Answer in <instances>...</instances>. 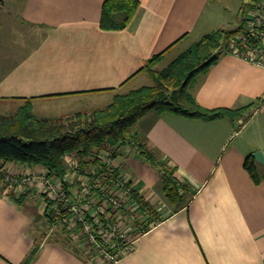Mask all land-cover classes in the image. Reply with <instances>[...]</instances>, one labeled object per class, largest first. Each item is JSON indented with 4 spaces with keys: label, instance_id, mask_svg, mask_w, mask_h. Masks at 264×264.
I'll return each instance as SVG.
<instances>
[{
    "label": "crops",
    "instance_id": "obj_1",
    "mask_svg": "<svg viewBox=\"0 0 264 264\" xmlns=\"http://www.w3.org/2000/svg\"><path fill=\"white\" fill-rule=\"evenodd\" d=\"M104 1L11 0L7 8L3 0L0 103L30 99L35 107L48 100L114 93L128 84L130 89L147 85L142 83L146 78L137 79L146 75L140 69L148 59L163 51L165 58L175 49L176 57L207 33L242 27L246 2L139 0L125 28L104 30ZM231 16L239 25L226 27ZM222 17L225 21H218ZM191 92L208 109L255 103L234 121L150 111L135 122L133 132L160 160L176 166L175 174L193 195L176 208L166 197L158 168L147 161L148 166L134 163L136 148L122 147L114 164L131 182L133 202L151 213L136 229L132 250L114 264H264V179L256 183L245 168L248 156L264 152V68L224 52ZM36 195L33 191L17 203L0 190V264H22L34 237L39 250L29 264H101L60 240L41 238L39 230L36 235L33 228L43 213L33 205ZM146 224L148 229L140 231Z\"/></svg>",
    "mask_w": 264,
    "mask_h": 264
},
{
    "label": "trees",
    "instance_id": "obj_2",
    "mask_svg": "<svg viewBox=\"0 0 264 264\" xmlns=\"http://www.w3.org/2000/svg\"><path fill=\"white\" fill-rule=\"evenodd\" d=\"M2 3L3 0H0V6ZM138 7L139 0H105L102 5L100 27L104 30L125 28ZM240 28L217 29L203 35L162 68H158L157 64L163 59L164 51L155 54L140 69L152 83L124 93H116L113 100L103 107L64 116H39L31 111V100L26 99L14 113L0 112V160L5 164L23 167L42 165L50 175L62 178L67 172L63 156L70 154L77 157L81 172L95 166L102 176L109 174L108 177L115 178L119 169L115 166L114 160L122 147L132 145L145 161L158 168L166 197L171 204L176 208L187 205L193 194L189 192L186 182L175 174L176 166L160 160L157 152L150 149L146 141L134 133L132 128L138 119L150 111L157 114L173 112L186 117H202L209 120L227 117L234 121L242 117L255 102L236 109H208L201 106L191 92V87L197 82L198 77L217 62L219 56L224 53L226 41ZM260 102L264 103V97ZM100 154H107L113 161L112 166L100 161L97 158ZM245 168L256 183L264 179V172L260 170L252 156L247 157ZM68 193L71 194V191ZM7 195L17 203H22L28 197L25 193L17 194L13 191ZM132 198H136L134 191ZM53 204L49 202L40 219H37L49 227L60 226L59 233L50 235L48 239L60 240L77 255L96 262L94 255L96 250L92 244L70 236L66 217L58 215L52 207ZM140 210L144 216L148 214L147 211L151 213L149 207L142 206ZM104 217L105 215H101V219L106 222L112 220ZM148 227L149 224H146L140 231ZM33 230L35 232L39 230L41 238L46 234L36 226ZM138 234L139 232L135 231L132 236L135 238ZM110 244L111 242H102V246L108 250H111ZM38 250L39 244L34 237L33 248L22 264L31 263Z\"/></svg>",
    "mask_w": 264,
    "mask_h": 264
},
{
    "label": "built area",
    "instance_id": "obj_3",
    "mask_svg": "<svg viewBox=\"0 0 264 264\" xmlns=\"http://www.w3.org/2000/svg\"><path fill=\"white\" fill-rule=\"evenodd\" d=\"M247 12L242 27L226 41L224 49L264 68V0H256ZM63 158L67 172L62 178L50 175L42 165L0 166V190L5 195L13 191L27 196L35 191L43 201V211L49 202H53L56 213L66 217L67 230L72 238L92 244L96 250V262H118L132 250L136 238L127 234L130 227L126 228L123 220L127 218V221L138 223L140 216H144L139 205L133 202L131 182L120 171L115 178L108 177L109 174L102 176L95 166L81 172L76 156L66 154ZM97 158L112 166L113 161L107 154H100ZM101 215L112 220L106 222ZM102 242H111V250L105 249Z\"/></svg>",
    "mask_w": 264,
    "mask_h": 264
},
{
    "label": "rangeland",
    "instance_id": "obj_4",
    "mask_svg": "<svg viewBox=\"0 0 264 264\" xmlns=\"http://www.w3.org/2000/svg\"><path fill=\"white\" fill-rule=\"evenodd\" d=\"M254 2H256V0H246V2H244V6H243L244 11H243L242 18L245 14L248 13L247 12L248 8H246V5L249 6V5L253 4ZM6 3H7V8H8V6L12 2H11V0H6ZM228 19L231 21L232 24L231 25L227 24L228 26H226V27H229V26L234 27L236 25H239L238 24L239 19L236 16H233V17L231 16V18H227V20ZM218 21H225V18L222 17V18L218 19ZM196 37L197 36H194L193 39H198ZM191 41H192V39H191ZM194 41H196V40H194ZM188 48H190V47H187L185 49L183 48L180 50V52H182ZM175 51H176V49H175ZM175 51H172L171 53L166 55V57L163 58L157 64V67L162 68L165 65H167L175 57V55H176V54H174ZM224 52H228V51L226 49H224ZM1 54H2V52L0 49V61H1ZM139 78H141V79H137V80H142V78H146L142 82L144 84L150 85L152 83L151 80L147 77V75H142ZM130 85H132V84H128L125 87H122V89H120L119 91H116L114 93H110V92L109 93H96V94H90V95H86V96L77 97L76 99H74V98L67 99L69 101L57 102V101H49L48 100V101H45L42 103H36L35 107L32 106L31 111L34 114L39 115V116H46V115L47 116H49V115L64 116V114L69 115V114H72V113L77 112V111H90L92 109H95L98 107H103V106L109 104L113 100L114 95L116 93H124V92L128 91L130 89ZM22 105H23V103H20V102L14 101V100L9 101L7 103L2 102V103H0V112L5 113V114H11V113H14ZM260 107H261V105H260ZM260 107H258V109H260ZM249 114L247 113L245 115V117L247 118ZM130 148H132V147H130ZM136 158L137 159H135L133 161L134 163L137 162V163L141 164L142 166H144L145 164L146 165L148 164L144 159H142L140 157V155H137ZM126 163L129 165L132 164L131 160H127ZM117 169H119V168L117 167ZM156 172L158 173V171H156ZM32 202H33V205L35 207V210L37 212H42L43 201L41 200L40 195L34 196L32 198ZM139 220L140 221L138 223H134L132 220L127 221V218L123 220V225H126V228H128V226L130 227V230L128 229V232H127L128 235L133 234V232H135L136 229L139 228V224L143 220V217L140 216ZM39 223H40L39 228L41 229L42 233H46L44 235V237L49 235L48 236V238H49L50 235L52 236L55 233L56 234L59 233V228H60L59 225H54L52 227H49L48 225L44 224L43 221L38 222V224ZM36 235L38 236L37 231H36Z\"/></svg>",
    "mask_w": 264,
    "mask_h": 264
},
{
    "label": "water",
    "instance_id": "obj_5",
    "mask_svg": "<svg viewBox=\"0 0 264 264\" xmlns=\"http://www.w3.org/2000/svg\"><path fill=\"white\" fill-rule=\"evenodd\" d=\"M252 157L264 166V152L262 150H256L252 153Z\"/></svg>",
    "mask_w": 264,
    "mask_h": 264
}]
</instances>
